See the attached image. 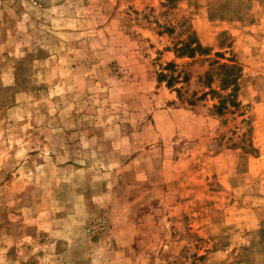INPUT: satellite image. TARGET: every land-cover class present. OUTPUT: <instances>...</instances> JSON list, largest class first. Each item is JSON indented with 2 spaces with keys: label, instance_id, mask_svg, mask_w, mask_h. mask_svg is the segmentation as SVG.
Segmentation results:
<instances>
[{
  "label": "rangeland",
  "instance_id": "1",
  "mask_svg": "<svg viewBox=\"0 0 264 264\" xmlns=\"http://www.w3.org/2000/svg\"><path fill=\"white\" fill-rule=\"evenodd\" d=\"M0 264H264V0H0Z\"/></svg>",
  "mask_w": 264,
  "mask_h": 264
}]
</instances>
